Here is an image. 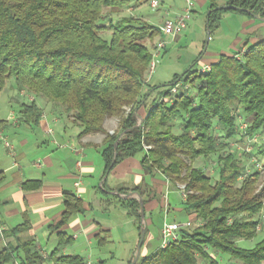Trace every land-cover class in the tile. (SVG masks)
<instances>
[{
    "label": "trees",
    "instance_id": "obj_1",
    "mask_svg": "<svg viewBox=\"0 0 264 264\" xmlns=\"http://www.w3.org/2000/svg\"><path fill=\"white\" fill-rule=\"evenodd\" d=\"M138 1L0 0V92L12 78L16 89L47 100L71 118L79 128L78 137L105 132L104 120L118 118L119 129L105 132L100 148L104 174L141 153L140 164L147 174L159 173L171 187L184 184L180 211L194 226L180 229L178 239L165 247L148 255L140 252L135 264H203L199 258L217 264L211 251L228 254L241 264H262L264 234L251 247L238 244L258 234L256 225L264 208V187L257 190L260 172L247 170L229 142L240 133L238 116L247 122L241 135L264 134V38L243 45L240 58L236 52L220 54L207 73L191 67L168 83L149 85L146 75L153 47L150 51L146 41L160 34L159 27L134 16L112 19L113 13ZM209 2L208 10L217 6L214 0ZM227 4L264 18V0H228ZM227 11L249 15L243 10H213L207 23L211 32ZM105 30L110 31L109 38L102 34ZM191 74V81H197L193 94L170 92ZM152 93L156 95L147 104ZM17 114V120L37 124L41 109L31 97L20 104ZM139 117L142 122L134 127ZM3 124L0 119V128ZM115 142L116 157L109 168ZM250 155L262 160L264 167V145ZM209 156L215 157L216 178L193 165L197 158ZM3 176L0 169V181ZM101 188L105 189L104 183ZM63 197L64 211L55 229L82 211L80 198L69 191ZM123 205L139 223L138 200L127 199ZM27 229L23 222L12 232ZM57 237L47 255L33 240L6 244L0 248V264H85L82 256L60 252L71 237L63 232ZM97 243L103 245L102 239Z\"/></svg>",
    "mask_w": 264,
    "mask_h": 264
},
{
    "label": "crops",
    "instance_id": "obj_2",
    "mask_svg": "<svg viewBox=\"0 0 264 264\" xmlns=\"http://www.w3.org/2000/svg\"><path fill=\"white\" fill-rule=\"evenodd\" d=\"M214 1L217 5H222L228 0ZM209 3V0H194L191 17L196 16L199 21H203V31ZM183 5L169 6L157 25L179 14ZM134 9L135 6L130 7V10ZM223 24L232 28L226 30L227 34L223 35H235L232 43H241L239 49H243L242 45L246 43L251 44L264 38V21L251 15L223 12L218 27L214 30L219 32ZM211 34L212 32L210 36ZM233 45L229 46L236 47ZM165 49L166 45L164 51ZM36 103L41 109L37 124L17 120V112H14L15 120H10L9 115L2 119L4 124L0 128V169L4 176L0 181V224L4 228V236L3 239L0 238V248L6 244L16 245L33 240L35 246L46 255L58 243V232L71 237V243L68 245L73 246L74 251L80 247L85 251L94 246L101 247L97 243L98 238L102 239L103 244L112 241L115 223L111 221L110 212L115 205L125 208V264L134 255L139 225L145 229V253L154 237H157L158 245L152 251L159 247V226L163 219L169 220L167 209H171V205L164 202L163 196V187L167 188L168 182L159 173L149 175L144 171L140 164L141 153L122 160L110 172L104 174V160L100 148L103 146L105 132L113 133L119 119L106 118L103 123L105 132L78 137L79 128L60 109L48 101L36 100ZM47 129L51 132L47 133ZM4 140L13 146V153L5 147ZM61 144L67 146L61 148ZM126 162H129V165H124ZM102 183L105 189L101 188ZM134 188L138 190L135 191ZM65 191L81 199L82 211L73 213L64 224L55 229L54 225L64 211ZM139 197L144 202V218L137 223L135 218L128 214L123 202L127 199L138 200ZM173 210L181 213L180 207ZM188 219L187 216L177 222ZM23 222H27L28 229L14 234L12 229ZM68 245L60 247L62 254H66L65 247ZM86 257H83L85 264H102L99 258L93 262Z\"/></svg>",
    "mask_w": 264,
    "mask_h": 264
},
{
    "label": "rangeland",
    "instance_id": "obj_3",
    "mask_svg": "<svg viewBox=\"0 0 264 264\" xmlns=\"http://www.w3.org/2000/svg\"><path fill=\"white\" fill-rule=\"evenodd\" d=\"M150 1L151 0H139L138 2H132L131 4L123 7L118 12L113 13V21H116L124 16H136L158 27L159 25L157 24L161 22L160 20L164 16V11L166 9H169V6L172 5L173 7H179L184 4L183 0H157L158 6L153 8L150 5ZM133 6H135L134 11L130 10V7ZM107 11L108 9H104V13H106ZM202 25L203 21H199L196 16L190 17L185 30H183V32H181L179 35H176L175 37L164 36L166 49L164 52H162L164 49L163 48L161 54L158 57L153 58V70L152 72L148 71L146 75V79L149 85H160L168 83L172 80L175 74L179 75L191 67H193L194 70L198 71L203 65L214 62L218 58V55L220 53L233 54L237 52L240 48L239 45L241 43H232L236 37L235 35H223L227 34L226 30L232 29L223 24L219 32H216V30L212 31L207 46L204 52L202 53V45H204L203 41L205 40V31H203ZM102 34L105 35L106 38H109L110 31L105 30L102 32ZM239 37L241 36L239 35ZM158 38L159 35L154 37L152 40L146 41V45L148 46V49L150 51L151 47H155L154 43L157 41ZM230 44H234L233 46L236 47L233 48L231 47L232 45L229 46ZM245 45L248 46L250 44L246 43ZM191 80H193V74L189 76L188 85L190 87L189 92L194 93L197 81ZM155 95L156 93H152L148 97L147 104L151 102L152 98L155 97ZM31 97L35 100L47 101L38 96L34 97L33 94L25 91V89H16L12 78L7 80L5 88L0 92V119H5L10 114V112L16 113L20 108V104L22 102L29 101ZM141 114L143 116V110L141 111ZM238 121L239 118H237L236 120L237 125L239 123ZM115 124L117 125V122ZM119 127L120 126L118 122V126L115 127L114 130L117 131ZM241 134L244 133L240 131V133H238V135H236L233 140H230V150L236 151L237 156L242 161V163L246 165L247 170L254 168V164L251 160L252 158H254L256 162L262 165V160H258L255 155H250V153L254 151L255 147H257L258 145H262L261 141L262 139H264V134L257 133L259 136V141L255 143H249L248 137ZM247 149H250L249 152L247 151ZM124 165H129V162H126ZM193 165L203 169L212 178H216L217 165L215 163L214 156H209L207 158H197L193 162ZM178 185L184 184L177 183V187H171L169 185L167 186V188L163 187L164 202H168L171 205V209H167V216L170 221L171 218L175 220H182L187 217L184 214L178 211L177 213L173 210L175 208L181 207L182 197L180 195ZM260 186L264 187V172H261L260 177L258 179V187ZM124 212L125 208L120 205H115V208L112 209L110 212V216L112 217L111 221L113 220L112 222L115 223L114 230L112 231V241L110 243H105L101 245V247L94 246L93 248H87L86 251L82 250L81 247L78 248V250L74 251V247L68 245L65 247L66 254L77 253L83 257L89 256V258L86 257V259L93 262L99 258L102 261V264H125L124 262L126 260L125 256L127 252V235L125 231L127 226L124 225L126 221V216ZM193 226L194 224L192 225V227ZM263 234L264 221L262 223L261 228L258 230V234L253 239L247 241H239L238 244L241 247H251L256 241H258L262 237ZM157 245L158 239L157 237H154L153 240L150 241L149 248L146 253L144 250L147 247V244H144L141 247V255L149 254ZM210 255L212 259L217 260V264H241L239 260L231 259L228 254L211 251ZM199 260L201 263L208 264L207 261L205 262V260L201 258H199Z\"/></svg>",
    "mask_w": 264,
    "mask_h": 264
},
{
    "label": "built area",
    "instance_id": "obj_4",
    "mask_svg": "<svg viewBox=\"0 0 264 264\" xmlns=\"http://www.w3.org/2000/svg\"><path fill=\"white\" fill-rule=\"evenodd\" d=\"M183 1H184V5H183L181 12L172 18L165 19L159 25V31H160L159 38L154 43L155 47L153 48L152 59H151V62H150L149 68H148V71H150V72H152L153 67H154L153 58L158 57L161 54L162 49L165 47L166 43L164 40V36L165 37H167V36L175 37L176 35H179L181 32H183V30H185V28L187 26V22L190 19L192 12H193V9H194V0H183ZM150 5L153 8H155L158 6V1L157 0H151ZM243 51H244V49H239L236 52L237 53L236 57L240 58L243 54ZM209 70H210V65L207 64V65H203L197 71V73H207ZM188 81H189V79H188ZM188 81L175 84L174 86L171 87L170 92L172 94H175L178 90H181V91H185L187 94H193V93L189 92L190 87L188 85ZM169 101L171 102V100H169ZM128 110L129 109H127V111ZM8 118L10 120L11 119L15 120L14 112H10ZM237 118H239V121H238L239 123L237 125L238 130L245 132V129L247 127V122L244 119H242L240 116H238ZM46 132L50 133L51 130L47 129ZM258 141H259V136L257 133L253 134L251 137H248L249 143H255ZM261 144L264 145V139H262ZM4 145H5V147H7L9 149V151L11 153H13V151H14L13 146L7 140H4ZM66 146H67L66 144L59 145V147H61V148L66 147ZM69 147L72 148V146H69ZM145 147L147 148V146H145ZM249 150L250 149H247L248 152H249ZM251 160L254 164V169L259 171L260 174H261V172H264V167L261 164L256 162V160L254 158H252ZM75 185H77V183H75ZM258 188L257 189L260 190L262 188V186H260ZM178 189H179V192H180L182 199H184L185 198L184 185H178ZM263 206H264V198H263ZM230 221L231 220L228 219V222H230ZM263 221H264V208L262 209V211L260 213V220L256 225L257 230H259L261 228ZM193 224H194L193 221L190 219H188L187 221H184V222H177V221H170L167 219H163L162 222L160 223V226H159V238H160L159 246L165 247L170 242L177 240L179 237L180 229L191 227ZM198 224H200V222ZM3 236H4V228L0 224V238L3 239ZM42 254L44 255L45 253L42 252ZM262 264H264V262Z\"/></svg>",
    "mask_w": 264,
    "mask_h": 264
},
{
    "label": "water",
    "instance_id": "obj_5",
    "mask_svg": "<svg viewBox=\"0 0 264 264\" xmlns=\"http://www.w3.org/2000/svg\"><path fill=\"white\" fill-rule=\"evenodd\" d=\"M220 9H228V10H243L245 11L246 13H248L249 15H251L252 17L256 18V19H259V20H262L264 21V18L262 17H259L258 15L250 12L249 10H246V9H241L237 6H234V5H231V4H222V5H217L215 8H212V9H209L206 13V26H205V40H204V45H203V49H202V53L204 52L206 46H207V43L209 41V38H210V28L208 26V16L209 14L211 13V11L213 10H220ZM190 69V68H188ZM187 69V70H188ZM186 70V71H187ZM142 122V118H138V123L134 126V127H138ZM125 132V131H124ZM123 133H121L118 137V139L120 138V136L122 135ZM117 142V141H116ZM116 142H115V145H114V156H113V159L109 165V168L113 165L114 163V160H115V157H116ZM108 168V169H109ZM108 171V170H107ZM138 205H139V213H140V220L142 221L143 218H144V209H143V202H142V199L139 197L138 198ZM144 235H145V229L143 226H141L140 230H139V237H138V241H137V244H136V247H135V252H134V255H133V258L131 259V261L129 262V264H135L137 262V260L139 259V256H140V252H141V246H142V242H143V239H144Z\"/></svg>",
    "mask_w": 264,
    "mask_h": 264
}]
</instances>
